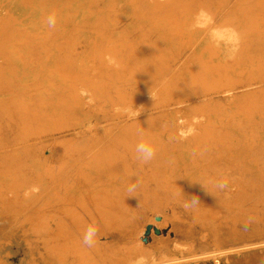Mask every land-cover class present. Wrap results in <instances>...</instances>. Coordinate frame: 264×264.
<instances>
[{
    "label": "rangeland",
    "instance_id": "obj_1",
    "mask_svg": "<svg viewBox=\"0 0 264 264\" xmlns=\"http://www.w3.org/2000/svg\"><path fill=\"white\" fill-rule=\"evenodd\" d=\"M158 1L152 6L138 0L134 11L112 0L91 5L97 14L93 19L104 25L87 32L126 38L114 44L121 56L109 57L115 65L93 57L92 79L101 87L92 90L79 83L85 120L107 131L97 136L98 150L116 141L119 128L213 118L250 143L263 169L252 173L246 191L219 196L205 174L219 178L227 172L214 153L198 170L188 163L183 155L185 140L191 137L187 131L179 136L178 153L163 150L172 143L163 137L157 140L155 158L146 164L135 155H122L103 169L106 190L91 200L79 197L73 185L90 170L87 166L98 150H69L76 145L72 129L63 132L58 122L38 124L22 104L21 81L14 86L8 82L0 87V171L8 177L0 179V264H83L85 255H91L90 264H134L140 257L146 264H264V81H259L264 78V0H175L188 4L187 9ZM168 8L176 17L186 10L194 13L210 31L241 36L236 55L213 65L217 72L207 67L205 73L190 42L180 43L174 36L169 42L172 32L164 26ZM73 41V58L90 49ZM9 44L0 43L1 67H10L3 55ZM39 46L28 49L34 68L50 49ZM94 47L97 55L96 49L106 46ZM159 53L167 55L165 65L152 70ZM118 174L128 184L110 190L112 175ZM134 183L138 187L130 193ZM153 216L160 221L146 234ZM92 222L98 235L89 248L82 236Z\"/></svg>",
    "mask_w": 264,
    "mask_h": 264
},
{
    "label": "bare ground",
    "instance_id": "obj_2",
    "mask_svg": "<svg viewBox=\"0 0 264 264\" xmlns=\"http://www.w3.org/2000/svg\"><path fill=\"white\" fill-rule=\"evenodd\" d=\"M112 1L119 4L124 2L130 11H134L138 0ZM144 1L153 4L152 6L160 2L158 0ZM93 2L94 0H0V43L9 42L11 46L9 50L3 52V55H7L6 59L11 63L10 67L0 66V87L8 86V82L14 86L21 81L22 88L25 90V95L21 100L26 108V113H31L33 120L38 124L52 126L58 122L60 127L65 129L63 132L72 129L73 134L75 133L76 145L73 144L67 148L73 151L85 149L84 152L90 151V153L96 152L100 147L98 145L100 141L97 140L98 134L103 135L107 131H103V128H93L95 124L89 119L85 120L83 111L86 104L81 96L79 83L82 82L84 86L86 85L92 90L101 87H95L96 82L92 79L93 57H99L105 65H115L109 57L120 60L121 56L118 55L114 44L121 45V41L126 40V38H121L120 34L108 36L101 32L96 34L87 32L88 27L100 25L94 20L97 14L91 6ZM168 3L180 7L182 4L183 9H187L188 5L182 2L177 4L175 0H170ZM159 6L162 7V5ZM168 9L164 26H170V32H172L169 42L173 36L179 38L180 43L190 42L196 55L204 63L202 69L205 73L208 70L207 67L209 70L215 71L213 65L217 66L225 58L236 55L238 39L241 36H234L230 31H210L207 29L208 24L194 13L186 10L182 16L176 17V14L172 13V8ZM52 13L56 15L54 29L49 28L46 23V17ZM261 21L264 26V20ZM103 25L101 23L99 27L102 28ZM51 39L53 42L65 40L66 43L63 46L44 44L45 41ZM73 40H78V44L82 42L81 44L90 47L85 50L88 51L86 54H80L77 59L72 57L73 52L77 50ZM98 43H101L102 46L105 44L106 47L96 49L97 55H94V46H98ZM36 45L43 48L50 47V49L45 51L44 59L37 61L34 68V62L30 60L31 54L28 49ZM24 58H29L28 63L23 61ZM166 58L167 55L164 53L157 54L155 66L152 65L151 69L157 70L164 67ZM246 70L248 69L246 68ZM16 77L17 79H15ZM259 81H264L262 75ZM35 100H39L40 105H37ZM30 102L33 107L35 106L32 109ZM229 127L230 125L222 120L205 118L196 121L174 120L162 124L150 122L144 125L119 128L118 140L116 139L97 151L98 153L94 155L87 166L90 170L83 174L80 182L73 185V189L78 195H81L79 197H86L89 200L96 198L102 190L107 189L104 167L122 155H136L135 146L141 139L152 143L157 150L159 142L157 140L170 137L171 145H164L163 150L168 148L178 153L180 150L179 136L188 131L191 137L185 140L183 154L188 163L198 170L209 154L214 153L212 156L227 173H223L219 178H214V176L207 175L210 172L206 171L205 174L204 170L205 177H208V180L212 178L214 186L216 181L221 178L228 181L227 189H216L219 196L226 197L229 193L237 196L241 191L250 188L252 173L255 171L259 174L263 169V163L260 157H256L250 143L236 137ZM140 132L143 133L142 136L138 134ZM119 150L121 151L118 152ZM260 152L257 150L256 154L259 156ZM166 154L164 151V155ZM253 160L256 162L254 163ZM0 173V179L6 181L8 177L4 171H0ZM112 176H114V182L109 184V187H112L109 188L110 190L115 185L122 188L128 184L123 175ZM234 176L235 179L232 178ZM192 183L193 181L189 180V184ZM156 217L158 216H153L149 224H156L158 220ZM144 231L143 229L140 237ZM10 232L13 233L12 229ZM92 262L91 255L83 257V264Z\"/></svg>",
    "mask_w": 264,
    "mask_h": 264
},
{
    "label": "clouds",
    "instance_id": "obj_3",
    "mask_svg": "<svg viewBox=\"0 0 264 264\" xmlns=\"http://www.w3.org/2000/svg\"><path fill=\"white\" fill-rule=\"evenodd\" d=\"M46 23L49 28L54 29L56 27V15L54 13L49 14L46 17ZM139 135H143L142 132L138 133ZM135 159L138 160L141 164H146L153 160L156 155V149L153 146L152 143L149 141H146L144 139H141L135 146ZM220 190H225L228 188V181L226 179H219L216 181L215 185ZM138 187V184L134 183L129 186L128 191L134 192L136 188ZM198 200H194L193 203H197ZM244 227H247V223L244 225ZM97 235H98V228L96 227L95 223H89L83 233L82 236V243L86 247H93L97 243ZM134 264H146L145 259L143 257L138 258L136 261H134Z\"/></svg>",
    "mask_w": 264,
    "mask_h": 264
},
{
    "label": "water",
    "instance_id": "obj_4",
    "mask_svg": "<svg viewBox=\"0 0 264 264\" xmlns=\"http://www.w3.org/2000/svg\"><path fill=\"white\" fill-rule=\"evenodd\" d=\"M158 220H160V217L158 216V217H156ZM152 228H154L153 227V225L152 224H148L147 226H146V234H148V233H150V231L152 230ZM155 230L157 231V232H159V229L158 228H155Z\"/></svg>",
    "mask_w": 264,
    "mask_h": 264
}]
</instances>
